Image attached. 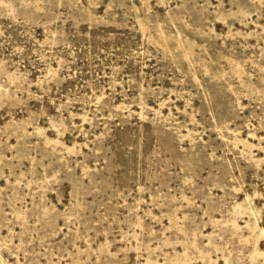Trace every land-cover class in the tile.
<instances>
[{
	"label": "rangeland",
	"instance_id": "374dc122",
	"mask_svg": "<svg viewBox=\"0 0 264 264\" xmlns=\"http://www.w3.org/2000/svg\"><path fill=\"white\" fill-rule=\"evenodd\" d=\"M0 264H264V0H0Z\"/></svg>",
	"mask_w": 264,
	"mask_h": 264
}]
</instances>
